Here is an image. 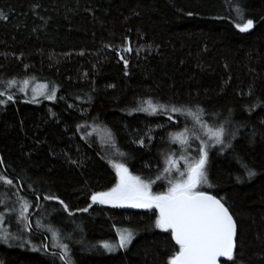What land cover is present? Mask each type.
Segmentation results:
<instances>
[{"label":"trees","instance_id":"trees-1","mask_svg":"<svg viewBox=\"0 0 264 264\" xmlns=\"http://www.w3.org/2000/svg\"><path fill=\"white\" fill-rule=\"evenodd\" d=\"M0 12V91L15 101L0 105V172L31 205L34 229L22 220L13 231L32 246L0 241V264H64L52 255L60 249L49 225L68 244L71 264H168L179 246L155 226L158 209L91 196L116 186L118 163L165 192L179 178L164 171L166 160L184 170L201 140L211 143L198 119L223 125L231 143L208 148L205 166L204 192L236 225V253L223 264H264V0H0ZM248 19L253 27L239 31ZM25 80L51 86L55 99L29 103L19 91ZM146 101L169 111H138ZM185 129L187 143L174 140ZM0 192L17 200L16 189L0 183ZM118 229L133 232L132 244L106 250Z\"/></svg>","mask_w":264,"mask_h":264},{"label":"snow or ice","instance_id":"snow-or-ice-1","mask_svg":"<svg viewBox=\"0 0 264 264\" xmlns=\"http://www.w3.org/2000/svg\"><path fill=\"white\" fill-rule=\"evenodd\" d=\"M235 13L241 19L243 18L242 10L238 6L235 8ZM4 18V14L0 12V19ZM236 27L241 32H247L253 27V21L248 19L245 23H237ZM126 51H131V48H127ZM125 65H127V61H125ZM6 83L9 87L16 85L15 80H10ZM27 84L28 81L25 80L23 82L24 86L20 87L19 91L26 92ZM40 95L45 96L49 100L55 99V89L50 92H41ZM0 97H6L5 99H0V105L15 102L13 94L7 92V90L0 91ZM28 102H37L35 95ZM145 103L147 107H141L138 111L146 112L150 115L157 114L158 109H163L165 112L169 111L163 105L157 106L151 101H146ZM170 111L184 114L182 109L176 107H172ZM188 114H191L190 110ZM169 119L171 120V116H169ZM197 122L205 130L204 135L211 143L201 140V144L198 147V159H195L193 163H188L185 160L186 172L180 171L178 162L170 159L166 160L169 167L165 168L164 171L169 172L175 168L179 176L176 180H169L170 186L167 192L153 195L151 192V181L146 182L138 176L131 175L124 164L118 163L113 165L118 177L116 186L109 191L98 192L91 196L93 203L109 204L113 207L127 206L141 209H158L159 215L155 220V226L164 232L170 231L171 238L179 246L178 251L168 260V264H218V260L221 257H227L228 259L233 257L236 225L232 215L229 213L228 208L215 196L208 195L204 191H198L199 186L207 182L205 173L208 159L207 149L220 145L221 150H225L231 147V143L230 141L226 143V129L223 125L211 127L199 119ZM186 132L187 129L175 134L174 140H178L181 144H186ZM228 135L234 138L235 132L228 133ZM140 143L143 144V141H140ZM121 155L123 154L121 153ZM234 159L238 166L247 172L249 178L255 174L241 159L236 157ZM2 164L3 161L0 159V165ZM0 183L16 189L17 202L20 204L19 216L24 221L25 229L31 231V222L27 214L31 205L23 197L19 196L20 189L13 183V179L8 178L3 172H0ZM5 195L7 194L5 193ZM36 199L38 200L39 197H36ZM44 199L55 200L57 198L49 195L45 196ZM2 203L3 200H0V204ZM59 203L63 205L64 211H68L67 205H64L63 201H59ZM87 210V208L82 209L85 212ZM3 224L4 214L0 213V232L5 233L3 239L7 242L8 236ZM36 225L37 227L42 226L40 220L36 221ZM47 231L52 234L53 247L60 249L59 252H54L52 255H58L64 261V264H71L68 256V244L63 243L59 230L49 225ZM117 233L119 235L118 244L112 245L104 242L102 246L106 250L112 251L115 247L126 248L134 238L133 232L128 229L123 231L118 229Z\"/></svg>","mask_w":264,"mask_h":264},{"label":"rangeland","instance_id":"rangeland-1","mask_svg":"<svg viewBox=\"0 0 264 264\" xmlns=\"http://www.w3.org/2000/svg\"><path fill=\"white\" fill-rule=\"evenodd\" d=\"M119 54L122 56L123 53L119 52ZM46 86V87H45ZM51 90H53V88L49 85H47L46 83L43 82H35L33 81H28L27 87H26V92H23L25 97L30 101L33 99V96L35 95V100H40V99H46L45 96L40 95L41 92H50ZM129 170V169H128ZM180 171H185L186 172V167L184 170H180ZM130 172V171H129ZM131 173V172H130ZM169 174H178L175 171V168H173L171 171L167 172ZM132 175V173H131ZM118 178V177H117ZM186 178V177H185ZM178 178H174L173 180H176ZM118 183V182H117ZM153 187L154 185L151 183V192L153 193V195H159L154 193L153 191ZM207 187V182L206 183H202L199 188L198 191H204ZM168 190V189H167ZM167 190L165 192H167ZM163 192V193H165ZM7 194V193H6ZM162 194V193H160ZM0 200H3V203L0 204V213L4 214V224H3V228L5 230V232L7 233V242H5V240L3 239V235L5 233L0 232V241L3 242L4 244H8L10 247H26V246H32V241L30 238H28V236L26 234H14L13 231H15L16 229H18L21 226V221L22 219L19 216V210H20V204L17 202V200H12L8 194L5 195L4 192H0ZM119 208H126V209H137V210H144V211H148V210H152V209H141V208H132V207H119ZM14 209V210H12ZM155 209V208H153ZM28 219H29V208H28ZM17 215V216H16ZM121 231L125 230V229H119ZM118 236V241H119V235L117 233ZM134 240V238L132 239V241ZM118 244H112V245H116ZM132 244V242L126 247V248H119V247H115L114 250H112L111 252H118L120 250H126L130 247V245ZM44 248V245H41Z\"/></svg>","mask_w":264,"mask_h":264},{"label":"water","instance_id":"water-1","mask_svg":"<svg viewBox=\"0 0 264 264\" xmlns=\"http://www.w3.org/2000/svg\"><path fill=\"white\" fill-rule=\"evenodd\" d=\"M206 193V192H205ZM208 195H212V194H209V193H206ZM213 196V195H212ZM217 198V197H216ZM219 199V198H217ZM220 200V199H219ZM221 201V200H220ZM222 203V201H221ZM40 205V203H39ZM106 205H109V204H106ZM230 213V212H229ZM231 214V213H230ZM233 217V216H232ZM32 218H33V215L29 218V221L31 222V230L34 231L33 227H32ZM234 220V219H233ZM234 243H235V247H234V250H233V256L234 254L236 253V249H237V234H235V237H234ZM46 250L48 251L49 250V241L47 240L46 242ZM229 259L227 257H221L219 258L218 260V264H223L224 262L228 261Z\"/></svg>","mask_w":264,"mask_h":264}]
</instances>
